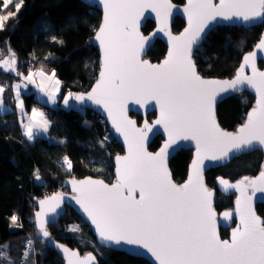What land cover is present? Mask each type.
<instances>
[{"label":"snow or ice","instance_id":"snow-or-ice-1","mask_svg":"<svg viewBox=\"0 0 264 264\" xmlns=\"http://www.w3.org/2000/svg\"><path fill=\"white\" fill-rule=\"evenodd\" d=\"M11 0H5V7ZM104 9V23L96 33L104 53L103 70L95 88L87 99L103 106L128 145V155L117 157V182L111 186L103 181H71L81 206L101 241L106 244L138 245L152 254L158 264H264V221L253 211L250 197L245 195V181L255 186L256 180L231 185L221 179L220 184L241 192L237 200L240 225L233 231L231 240H221L216 233L212 193L204 186L202 163L204 159H222L233 149L264 148V72L257 71L254 51L244 56L236 78L232 81L204 80L198 74L192 59V46L201 39L208 23L220 17L224 20L264 21V0H187L188 29L180 37H172L173 46L162 64L153 65L139 58L144 37L138 30V18L151 8L163 19L171 9L169 0H99ZM22 0L16 4L17 11ZM12 13H9V16ZM7 16H0V29ZM163 30V29H161ZM207 34L205 33V36ZM256 48L264 52V37ZM14 54L3 64L15 71ZM244 66L252 68V76L244 75ZM42 78L43 71L36 73ZM53 75H55L53 73ZM32 80V74L27 77ZM57 84L59 81L56 82ZM247 84L257 94L256 107L248 114L247 122L236 133L223 131L216 123L214 102L220 90L235 89ZM21 85L14 86L19 100ZM43 91V86L41 85ZM4 87H0V105ZM83 101L85 96L75 97ZM54 103V97L49 95ZM133 101L144 107L154 101L160 118L155 121L167 133L168 139L158 153H149L144 147L146 131L151 127L137 128L135 121L127 119L126 105ZM65 105L68 99L64 100ZM23 107V101L19 102ZM25 135L35 138L34 128L48 130L44 114L33 110L31 120L24 125ZM195 140L196 159L187 183H173L167 168L168 149L177 140ZM69 170L71 161L64 157ZM40 179L38 172L35 174ZM259 190L264 192V171L258 178ZM139 192V198L134 195ZM50 201L59 205L60 197ZM48 201H40L41 212L36 213L38 226L45 237L49 233L42 220ZM53 207V211L55 210ZM230 214L225 213V216ZM17 218L12 217L15 221ZM78 230V229H73ZM31 242H29L30 244ZM62 250L68 264H92L95 257L80 259L77 253ZM4 253L0 252V257ZM25 259L28 252L24 253ZM11 264V261H9Z\"/></svg>","mask_w":264,"mask_h":264},{"label":"trees","instance_id":"trees-1","mask_svg":"<svg viewBox=\"0 0 264 264\" xmlns=\"http://www.w3.org/2000/svg\"><path fill=\"white\" fill-rule=\"evenodd\" d=\"M183 5L185 0H172ZM18 14L0 29V60L10 59L14 54L15 71L7 73L0 66V86H8L4 98L12 109L16 107L14 83L21 76L43 71L55 74L62 86L61 99L67 94L88 92L99 73V52L92 40L98 30L102 14L97 8L85 5L81 0H22ZM14 3L5 11V0H0V15L15 10ZM185 22L177 17L173 31L179 33ZM155 28L152 21L143 29L149 34ZM264 32V22L259 26H219L211 31L194 56L199 72L205 77L232 78L242 57L251 51ZM167 53V46L156 41L146 58L160 62ZM260 65H263L260 62ZM11 86V87H10ZM24 111L31 112L39 106L46 112L50 123L47 135L29 141L23 134L24 120L16 112L0 115V221L10 224V230L0 237V264H65L61 254L51 247L35 228V204L53 194L67 192L63 187L66 179H81L88 176L114 180V158L123 153L122 146L113 138L106 121L95 111L81 106L64 108L59 105L45 106L36 98V92L22 94ZM255 98L248 92L231 96L218 105L217 115L221 126L234 131L240 126L253 107ZM15 107H13V105ZM60 103V102H59ZM141 124L143 119L132 114ZM156 113L149 114L153 120ZM162 137L156 138L150 149L156 151ZM71 161L69 170L64 157ZM193 157L190 150L180 151L171 161L174 178L183 182ZM263 153L253 151L236 158L229 165L212 169L207 182L215 187L216 178L222 176L236 181L243 176L257 175L263 163ZM38 172L45 185L35 183ZM233 197L218 194V211L233 208ZM258 214L264 218V205H258ZM15 216L17 219L12 220ZM78 224L81 233L67 229ZM48 231L57 241L82 254L93 252L99 264H150L144 259L127 253L105 249L97 244L90 228L73 209ZM223 232V231H222ZM227 231H224L223 235ZM36 235L38 248L25 259L27 242Z\"/></svg>","mask_w":264,"mask_h":264},{"label":"water","instance_id":"water-1","mask_svg":"<svg viewBox=\"0 0 264 264\" xmlns=\"http://www.w3.org/2000/svg\"><path fill=\"white\" fill-rule=\"evenodd\" d=\"M81 1L85 5H87L91 8H97L101 12L102 21H101V24H100L98 30L96 31V33H97L99 31L100 27L104 23L103 5L99 2V0H81ZM169 3L171 4L172 7L170 9L169 14L166 17H163V19L158 17L157 13L152 11L151 8H148V9H145L143 11L142 15L138 18V21H137L139 33L141 36L144 37L143 47L140 48V50H139V58L141 60L147 61L148 63L153 64V65L162 64L163 61L165 59H167L168 53L173 46V42H172L171 38L182 36L185 33V30L188 29V27H189L188 15L185 12V8L188 7L187 0H185V4H183V5L175 4L172 0H169ZM213 3L218 4L219 0H213ZM177 17H180L185 22V27L179 33H176L173 31V24H174V21ZM148 21H152L155 24V28L149 34H145L143 29L145 28L146 23ZM263 22L264 21L244 22L243 20H236L235 18L233 20H224L220 17H217L216 19L209 21L208 27L205 29V33L207 35L205 36V33H202L201 39L199 41H197V43L192 46V59H193V61L195 62L194 56L196 54L198 47L204 43V41L207 39V37L209 36L211 31L214 30L215 28H217L219 26H223V25L251 28L254 26H259ZM161 29H163V30H161ZM95 36H96V34L93 37L92 43L99 52V73H98V77L88 92L79 93L76 95V97L81 96V95L85 96V99L83 101H78L76 99V103L81 107L95 111L97 114H99L106 121L113 138L122 146L123 153L118 154L113 160L114 177H115L113 181L108 182L104 179L93 177V176H88V177H84L81 179H66L64 181L63 187L68 190L67 192H59V193L53 194L51 196H48V197L40 200V201H48V203H46L44 206L43 216H42V220L45 222V225H44L45 229L49 233L48 237H45L43 235L42 231L40 230V228L38 226L36 213L41 212L40 201H38L35 204V206L37 208V210L35 212V228L41 232L40 234L43 237V239L46 240L47 243L51 247L56 249L61 254L62 259L64 260L65 264H68V257L66 256V253L62 250V248L57 247V245H60L63 248L68 249L69 252L77 253L80 259H84L85 257L91 255V256L95 257V260L92 262V264H99L98 258H97L95 253L87 252L85 254H82L78 249L71 248L70 246H68L64 243L57 241L55 238H53L51 236L50 232L48 231V227L57 224L58 221L66 214V211L68 209H73L77 213V215L83 219L84 223L87 224V226L90 228V230H91L93 236L95 237L97 244L99 246H101L105 249L121 251V252L127 253L130 256L144 259L147 262H149L150 264H158V262L155 260V258L152 256V254L147 251V249H144L138 245H128V244H125L124 242H121L120 245H115V244H106L105 242L101 241L99 234L96 231L95 225L92 224V222L88 218L87 214L84 212V210L76 202V199H75V197L77 196V193L73 191V185H72L71 181H73V180L84 181V180L91 179L94 181H97V180L103 181L105 184L111 186L112 184H115L117 182V167H118V165H117L116 158L118 156L124 157V156L128 155V145L125 143L124 136L120 132H117L116 128L113 126L112 120L109 119L108 113L105 111L103 106L97 105L92 100L87 99L88 94H90L92 92L93 88H95L98 80L100 79V73L103 70L104 53H103V50L100 46L99 41H97L95 39ZM262 37H264V32L262 33L259 41L261 40ZM158 40L165 43V45L167 46V53H166L165 57L160 62H152L151 60L146 58V56H147L148 52L150 51V49L155 45L156 41H158ZM259 41L257 42V44L259 43ZM256 45L254 46V48L251 51H249L243 55L241 63H240V65H239V67L235 73V76H233L232 78H224L223 79V78H217V77H205L199 72L198 66L195 62L197 72L201 76V78L204 80L221 81V82L232 81L236 78L237 74L239 73L241 66L244 65V56H246V55H248L254 51L257 53L256 60H255L256 69H257V71L264 72V52L258 50L256 48ZM260 62L263 65H260ZM252 74H253L252 68L250 66H244V75L245 76H252ZM245 92L250 93L255 98L253 107L248 112V114H249L256 107L258 97H257L255 89L249 87L247 84H238L235 89L228 88V89L220 90L216 94L215 102H214L215 119H216V123L219 125V127L223 131L229 132V133H236L238 131V129L243 124H245L247 122L248 114L245 118V121L240 126H238L236 130L229 131V130L224 129L218 120V115H217L218 105L231 96L239 95V94L245 93ZM126 109H127V112H126L127 119L135 121V126L137 128L143 129L145 123H147L149 126H152L151 131H146V140L144 141V147L146 148V150L149 153H152V154L158 153L168 139L167 133L164 131L163 126L155 124V121L160 118V112H159L158 106L155 104L154 101L148 102L144 107H141L139 104H136L133 101H129L126 105ZM152 113H156V116L153 120L150 121V120H148V116H149V114H152ZM132 114L141 116L143 119L142 123L139 124L137 119L134 118L132 116ZM158 137H162V143L156 151H153L150 149V146L153 143V141ZM182 150L192 151L193 157H192L191 162H190L189 167H188V175H187L186 179L183 182H178L174 178L173 170L171 168V161ZM253 151H261L264 155V148H262L260 146H256L253 149H242L239 151L233 149L232 151H230L228 153L227 156L223 157L222 159H217V160L204 159L203 160V163H202L203 184L212 193L211 207H212V210L214 212L215 229H216V233L218 234V236L221 240H229L230 241L233 231L240 225V217H239V213L237 212V203L236 202L238 199H241V192L238 191L236 188H227L226 189L223 185L220 184L221 179L228 181V183L231 185H237L241 181H245V178H247V180H256L257 184L255 186L250 185L247 183V181H245V183H244V185H242V187L244 188L245 195L247 197L251 198L250 204H251L253 211L262 221H264V218H262L258 214V211H257L258 205H264V192L259 190L260 183L258 181L260 173L262 171H264V157H263V163L261 166V170L255 176H243L236 181H232L230 179H226V178L220 176V177L216 178V180H215V187H211L207 182V174L210 170L218 169V168L227 166L232 161H234L236 158H239L241 155L246 154V153H251ZM168 153H169V155L167 156V168H168V171L171 173L172 181H173V183L177 184L178 186H182L183 184L188 182L189 177H190V175H192V172H193L192 164H193V161L196 159V142H195V140H191V139L177 140L176 143H174L168 149ZM35 183L38 186L45 185V181L42 180L41 177L39 180L36 179ZM218 194H222L225 196L236 195V198L233 202V208L226 209L223 211H218L216 208V203L218 202ZM134 195L136 196L137 199L139 198V192L138 191ZM54 196L60 197V202H59L58 206H55L54 201H50V198L54 197ZM54 206H55V210L53 211ZM225 213H228L230 215L225 216ZM234 221H236L235 227H233ZM221 229H230V236L228 239L222 238Z\"/></svg>","mask_w":264,"mask_h":264},{"label":"rangeland","instance_id":"rangeland-1","mask_svg":"<svg viewBox=\"0 0 264 264\" xmlns=\"http://www.w3.org/2000/svg\"><path fill=\"white\" fill-rule=\"evenodd\" d=\"M20 2V0H11V2L10 3H8V5H7V7H5V11L8 9V7H11V4L12 3H14V5H15V10L13 9L10 13H12V15H10L9 16V13L8 14H6V12L3 14V15H0V16H7L8 17V19H6L5 21H4V23L6 24L7 22H8V20L9 19H11L12 17H14V16H16L17 14H18V12H19V10L21 9V7L19 8V10L17 11V9H16V4L17 3H19ZM22 5H23V3H22ZM8 57H3V58H1V60H0V64H2L3 63V61L5 60V59H7ZM10 60V59H9ZM6 66V65H5ZM2 70H4L5 72H7V73H10V72H14V71H12L11 69H9L7 66L6 67H2ZM16 72V71H15ZM13 74H15V73H13ZM45 74V77H41L40 76V82L38 83L37 82V80H36V78L32 75V80L31 81H29L28 79H27V77L29 76H25V77H23V76H21V79L18 81V82H16V83H14V86L16 85V84H20L21 85V87H20V89H19V92H20V95H19V100L17 99V97H16V92H15V88L13 87L12 89H13V91H14V93H15V95H14V99H12L13 100V102H14V104L16 105V107L13 105V103H12V105H13V107H15V108H13L12 109V107H11V104H8L7 102H6V100H5V98H4V93H5V91L7 90V87L8 86H6V85H4V86H0V87H4V89H5V91H4V93L2 94V100H3V103H5V104H2V105H0V110L2 109V107L3 108H5V109H8L9 110V112H7V113H10V112H16L17 113V116H22L21 114L22 113H24V115H23V120L24 121H26V114H25V109H24V106L21 108L20 106H19V102L20 101H22V94L23 93H29V92H32V91H34V92H36V98L38 99V92H40V96H43V97H49V95H51V96H53L54 97V100H55V102L53 103V105H52V107H57V106H59V105H61V106H63L64 108H70V107H72V106H79L77 103H76V96L75 95H72V94H67L66 96H64V98H62V100L60 101V99H61V92H62V86H61V83H60V80L55 76V75H53V74H47V73H44ZM57 81H59V83L57 84L56 82ZM41 85L43 86V91L41 90ZM11 87V86H10ZM9 88V87H8ZM65 98H67L68 99V104L67 105H65V103H64V100H65ZM39 100V99H38ZM60 102V103H59ZM34 108H37L39 111H43L44 113V118L45 119H47V115H46V112L44 111V109H42V107H40V105L39 106H33ZM36 110V109H35ZM37 111V110H36ZM7 113H4V114H7ZM0 114H2V112L0 113ZM46 115V116H45ZM48 120V119H47ZM27 121H28V119H27ZM49 123V122H48ZM24 125H25V122H24V124H23V129H24ZM42 130V129H41ZM41 133H43L44 134V131H41ZM40 133V134H41ZM47 135V134H46ZM235 200V199H234ZM36 210H37V208H36ZM35 221V220H34ZM59 222V221H58ZM56 225V224H55ZM53 226V225H52ZM10 224L8 223V222H6V221H0V237H4V236H6L7 234H8V232H9V230H10ZM73 229H78V230H73ZM81 229L82 228H80V226L78 225V224H74V225H71L68 229H67V231L68 232H70V233H78V234H80L81 233ZM37 230V229H36ZM40 232V231H39ZM41 233V232H40ZM40 235L41 234H37V237L38 238H40ZM32 239H31V243L29 244V242H27L26 243V247H25V249H24V251H26V252H28V257L29 256H31L33 253H36L38 250V248L36 247V244H35V239H37L36 238V235L34 236V235H32ZM42 237V236H41ZM43 238V237H42ZM30 247H32V250L31 251H29V248ZM27 257V258H28Z\"/></svg>","mask_w":264,"mask_h":264},{"label":"crops","instance_id":"crops-1","mask_svg":"<svg viewBox=\"0 0 264 264\" xmlns=\"http://www.w3.org/2000/svg\"><path fill=\"white\" fill-rule=\"evenodd\" d=\"M0 66L1 67H6L3 63L2 64H0ZM33 76L36 78V80H37V82L39 83L40 82V76L39 75H35V74H33ZM38 99H39V102L40 103H42L43 105H45V106H48V105H51L50 103L52 102V100H50L49 99V97H43V96H40V92H38ZM37 99V100H38ZM3 104H5V103H3ZM37 110L38 112H41V113H44L43 111H39L37 108H34V107H32V109H31V112H29V113H27V112H25V114H26V121H25V124H27L30 120H31V118H32V112H33V110ZM2 112V114H0V115H3L4 113H7V112H9V110L8 109H5V108H3L2 107V109L0 110V113ZM45 114V113H44ZM22 116V119H23V115H24V113H22L21 114ZM25 116V115H24ZM46 116V115H45ZM27 119H28V121H27ZM48 119V118H47ZM49 122V121H48ZM49 126H50V123H48V129H49ZM33 131H34V133H35V138L33 139V140H31V141H34V140H36L37 138H40V137H43V136H45L46 134H47V132H48V130H47V132H44V134L43 133H41V131H43V130H41V129H38V128H34L33 129ZM41 133V134H40ZM23 134H24V136L27 138V136L25 135V128L23 129ZM28 139V138H27Z\"/></svg>","mask_w":264,"mask_h":264},{"label":"flooded vegetation","instance_id":"flooded-vegetation-1","mask_svg":"<svg viewBox=\"0 0 264 264\" xmlns=\"http://www.w3.org/2000/svg\"><path fill=\"white\" fill-rule=\"evenodd\" d=\"M230 196H234L233 197V200L236 198V195H230ZM227 209H230V208H227ZM226 210V209H225ZM223 211V210H222ZM236 225V221H234L233 223V227H235ZM223 231V232H222ZM224 231H227L228 235H226V233L223 235ZM221 234H222V238L223 239H228L229 236H230V229H221Z\"/></svg>","mask_w":264,"mask_h":264},{"label":"built area","instance_id":"built-area-1","mask_svg":"<svg viewBox=\"0 0 264 264\" xmlns=\"http://www.w3.org/2000/svg\"><path fill=\"white\" fill-rule=\"evenodd\" d=\"M31 250H32V247L29 248V251H31Z\"/></svg>","mask_w":264,"mask_h":264}]
</instances>
